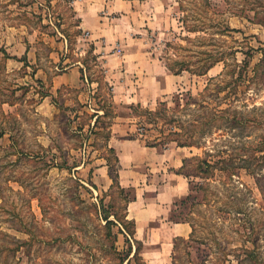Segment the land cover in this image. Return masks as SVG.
Listing matches in <instances>:
<instances>
[{
	"label": "rangeland",
	"instance_id": "rangeland-1",
	"mask_svg": "<svg viewBox=\"0 0 264 264\" xmlns=\"http://www.w3.org/2000/svg\"><path fill=\"white\" fill-rule=\"evenodd\" d=\"M71 1L0 0V264H146L124 213L133 189L99 182L100 169L115 166L110 137H139L137 109H174L175 97L212 84L220 108L238 86L227 120L216 117L214 141L206 139L230 168L192 178V186L210 183L205 195L195 190L185 208L172 206L171 217L194 225L173 264H264V0L139 4L138 21L119 25L122 66L94 51ZM170 66L212 68L175 76ZM239 118L244 125L234 126ZM166 149L170 170L174 160L202 155L175 143Z\"/></svg>",
	"mask_w": 264,
	"mask_h": 264
},
{
	"label": "crops",
	"instance_id": "crops-1",
	"mask_svg": "<svg viewBox=\"0 0 264 264\" xmlns=\"http://www.w3.org/2000/svg\"><path fill=\"white\" fill-rule=\"evenodd\" d=\"M139 4L145 7L154 6L152 0L71 1L72 13L77 20L76 28L94 42L96 53L104 55V52L108 51V56L102 57L105 65L109 61L116 66L128 63L127 47L120 39L124 34L119 36L118 30L122 23H129L131 28L132 23L138 21L139 13L136 8ZM109 144L120 166L119 186L122 189H133L134 198L126 204L124 213L125 218L133 224L132 237L143 246L144 262L173 264L176 243L188 241L192 235L189 223H175L170 220L174 202L185 198L189 193L187 179L179 174L184 158L174 160L176 165L174 164V170H170V160L166 158L167 149L145 147L137 140H114L111 137ZM148 161L153 163L147 164ZM150 166L152 170L149 169ZM147 172L153 174L143 175ZM100 174L102 177L100 176L99 182L102 188L109 189L108 182L111 180L106 166L100 169Z\"/></svg>",
	"mask_w": 264,
	"mask_h": 264
},
{
	"label": "trees",
	"instance_id": "trees-1",
	"mask_svg": "<svg viewBox=\"0 0 264 264\" xmlns=\"http://www.w3.org/2000/svg\"><path fill=\"white\" fill-rule=\"evenodd\" d=\"M0 52L4 57H7L5 50L0 49ZM211 68L212 67L195 71L188 69V67L175 69L173 66H170L169 71L175 76L180 75L184 71H190L196 76H202L208 73ZM222 76L223 73L219 74L217 77L211 78L209 83L214 80L221 79ZM213 86L214 88L216 87V85L213 84L211 86L208 85L202 93L198 94L197 97H192L190 94L175 97L173 101L175 105L174 109H169L167 104L162 102L159 103L155 110L137 109L136 111L137 116L140 119V124L143 126V128H140L139 130V137L133 136L130 139L139 141L145 147H161L162 149H166L168 145L175 143L178 148H196L198 150H202V155H197L190 158L186 157L182 160V166L179 169V174L183 175L187 179L189 184V193L185 198L174 202V206L185 208V206L193 198H195L192 193L195 190L201 191L205 195L206 186H209L210 183H205V185H194V188V186H192V178H200L201 180L213 179L216 172H225L230 168V163H227V160L223 157L225 152L217 151V154H215L216 150L214 145L213 149H209V147L206 146L208 141L206 139L214 141L212 137L216 131L213 128V122L216 117L227 120L226 115L228 114L230 108L229 99L232 95H234L232 91H234V89L238 90V86L233 85L234 87L231 89V91H228L224 94V96L220 97V100L222 101L220 104H227L228 102L227 108H220L219 106L217 107L215 103H213V100L215 102V100H217V96L221 93L218 87L214 89L212 88ZM214 94H216V97H214ZM182 102L183 105L181 104ZM190 110L194 112L193 119L188 121L187 119L183 121L176 119L177 114L181 115ZM233 125L243 126V120L240 118L234 119ZM142 134L148 138V141L141 138ZM3 136L4 133H0V137L2 138ZM111 152L115 153L113 149H111ZM119 168L120 166L118 163V158L115 157L114 169H111V167L108 165V176L113 185H116L120 191H123L118 182ZM237 168L248 169L249 167L240 166ZM231 177H229V181H232ZM219 185L220 187L226 188L228 191L231 189L230 187H232L223 183H219ZM133 198L134 197L129 199L127 203L132 201ZM104 220L106 221V225H109V222H111L108 221V218H104ZM170 220L175 223H189L192 228L191 236H193L194 225L190 218H180L177 216L171 217ZM177 245L178 243H176V247ZM0 253H2L1 250ZM242 261H244V259ZM254 262H256V260H254Z\"/></svg>",
	"mask_w": 264,
	"mask_h": 264
}]
</instances>
